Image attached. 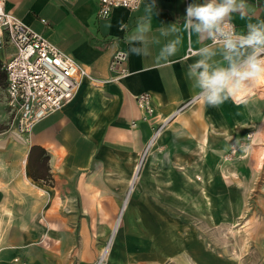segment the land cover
<instances>
[{
  "label": "crops",
  "instance_id": "obj_1",
  "mask_svg": "<svg viewBox=\"0 0 264 264\" xmlns=\"http://www.w3.org/2000/svg\"><path fill=\"white\" fill-rule=\"evenodd\" d=\"M207 2L145 0L137 10L117 7L101 17L100 0H6L8 11L102 83L83 79L70 103L25 134L21 167L0 163V264H20L16 258L27 264H95L100 243L112 232L121 200L136 168L139 173L147 161L146 149L159 128L156 143L163 152L149 157L156 164L168 155L174 161L187 157L193 149L196 155L216 157L261 126L262 86L247 103L228 99L213 107L188 77L189 66L201 59L210 69L228 66L223 46L211 45L206 33L186 27V7ZM245 3L225 19L239 34H247L248 24L264 21V0ZM176 41V53L162 57L161 50ZM202 48L211 51L203 55ZM189 49L195 53L188 55ZM117 50L128 53L129 73L108 81ZM1 55L3 62L2 50ZM143 93L150 95L154 109L146 119L135 100ZM201 169L197 174H203ZM50 223L57 224L62 241L49 237Z\"/></svg>",
  "mask_w": 264,
  "mask_h": 264
},
{
  "label": "rangeland",
  "instance_id": "obj_2",
  "mask_svg": "<svg viewBox=\"0 0 264 264\" xmlns=\"http://www.w3.org/2000/svg\"><path fill=\"white\" fill-rule=\"evenodd\" d=\"M1 57L0 50V163L21 167L27 138L7 98ZM255 131L216 157L193 149L177 161L164 156L160 164L149 160L163 152L154 139L95 264H186L183 258L192 264H264V141L250 152ZM201 166L203 180L196 172ZM49 233L63 240L57 224H49Z\"/></svg>",
  "mask_w": 264,
  "mask_h": 264
},
{
  "label": "built area",
  "instance_id": "obj_3",
  "mask_svg": "<svg viewBox=\"0 0 264 264\" xmlns=\"http://www.w3.org/2000/svg\"><path fill=\"white\" fill-rule=\"evenodd\" d=\"M144 1L100 0L98 15L109 16L117 7L137 10ZM5 2L0 0V50L5 54L3 69L7 80L6 94L10 105L18 113L19 130L27 134L36 123L70 103L83 79H90L95 86L101 85L102 81L94 80L88 70L70 55L8 11ZM41 21L44 25H50L46 19ZM223 23L234 26V31L238 33L232 21L225 20ZM210 43L223 46L219 37L215 40L211 38ZM7 46H11L14 51L10 54L5 52ZM193 53L195 51L189 49L188 55ZM127 60L126 51L117 50L114 53L109 65L111 77L108 81L116 82L129 73ZM135 100L144 113V119L153 114L149 94H140ZM161 130L159 128L156 131L146 152ZM14 261L27 264L19 258Z\"/></svg>",
  "mask_w": 264,
  "mask_h": 264
},
{
  "label": "clouds",
  "instance_id": "obj_4",
  "mask_svg": "<svg viewBox=\"0 0 264 264\" xmlns=\"http://www.w3.org/2000/svg\"><path fill=\"white\" fill-rule=\"evenodd\" d=\"M246 7L245 0H208L207 3L189 4L186 9V27L209 38H221L226 50L227 67L210 69L205 59L189 66L188 77L194 79L193 87L209 106H219L226 100L247 103L254 94V87L264 81V21L247 25V34L234 31V26L224 24L232 13ZM176 42L161 50V56H171L177 51ZM246 50H250L247 51ZM210 53L209 48L199 50ZM136 55H141L135 51Z\"/></svg>",
  "mask_w": 264,
  "mask_h": 264
},
{
  "label": "bare ground",
  "instance_id": "obj_5",
  "mask_svg": "<svg viewBox=\"0 0 264 264\" xmlns=\"http://www.w3.org/2000/svg\"><path fill=\"white\" fill-rule=\"evenodd\" d=\"M260 85L262 86V88L264 89V81H260ZM255 94V93H254ZM239 103V102H238ZM253 105V104H252ZM244 106V105H243ZM244 110H245V108H244ZM155 118V117H154ZM226 122V121H225ZM159 135H161V133H159ZM264 141V131H263V129H262V127L260 126L258 129H257V131H256V133H255V135H254V138H253V140H252V144L249 146V149H250V152L252 151V150H255L256 149V147L258 146V144H260V142H263ZM24 164H26V161H24ZM24 168H25V166H24ZM25 171V170H24ZM136 176H137V168H136V171H135V173H134V176L132 177V181H131V185L133 184V181H134V179L136 178ZM200 177V179H202L203 180V178L201 177V175L199 176ZM33 179V178H32ZM27 181H29L28 180V178H27ZM125 181V180H124ZM38 189V188H37ZM39 190V189H38ZM125 206H126V204L123 206V210L125 209ZM116 227H117V225H116ZM116 227H115V229H116ZM106 252H107V250H105V253H104V255L106 256ZM85 256V253L83 252V254H81V258H83ZM183 259H185V261H186V264H192L191 263V260L189 259V258H187V260H186V258H183Z\"/></svg>",
  "mask_w": 264,
  "mask_h": 264
},
{
  "label": "water",
  "instance_id": "obj_6",
  "mask_svg": "<svg viewBox=\"0 0 264 264\" xmlns=\"http://www.w3.org/2000/svg\"><path fill=\"white\" fill-rule=\"evenodd\" d=\"M3 199V193L0 191V202L2 201Z\"/></svg>",
  "mask_w": 264,
  "mask_h": 264
},
{
  "label": "trees",
  "instance_id": "obj_7",
  "mask_svg": "<svg viewBox=\"0 0 264 264\" xmlns=\"http://www.w3.org/2000/svg\"><path fill=\"white\" fill-rule=\"evenodd\" d=\"M42 167H44V161H42Z\"/></svg>",
  "mask_w": 264,
  "mask_h": 264
}]
</instances>
